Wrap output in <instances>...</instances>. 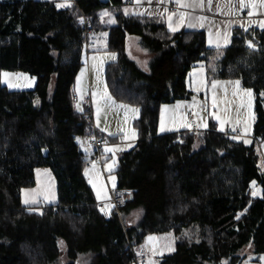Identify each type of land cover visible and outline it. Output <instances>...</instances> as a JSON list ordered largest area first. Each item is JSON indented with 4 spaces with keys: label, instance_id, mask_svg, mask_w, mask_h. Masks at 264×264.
<instances>
[{
    "label": "trees",
    "instance_id": "obj_1",
    "mask_svg": "<svg viewBox=\"0 0 264 264\" xmlns=\"http://www.w3.org/2000/svg\"><path fill=\"white\" fill-rule=\"evenodd\" d=\"M100 1L57 8L60 1L0 0V71L37 78L33 91L0 87V264H133L148 236L167 234L176 250L160 264H243L249 245L259 262L264 167L256 144L234 140L213 122L205 131L164 135L159 125L163 105L196 97L188 78L204 63L210 81L239 80L253 92V139L264 140V29L235 30L228 47L211 49L203 31L170 32L160 17L125 15L124 0ZM108 7L115 12L111 26L99 19ZM84 17L94 32L108 34V51L117 55L105 67L110 95L140 109L139 140L119 155L114 171L116 189L132 199L110 217L85 177L96 152L80 145L94 136L120 141L96 130L90 108L76 109L75 82L90 36ZM131 36L150 55L148 71L127 53ZM37 169L53 173L58 201L25 207L22 192L35 187ZM254 181L260 198L251 196ZM137 211L140 219L129 225L126 216Z\"/></svg>",
    "mask_w": 264,
    "mask_h": 264
},
{
    "label": "rangeland",
    "instance_id": "obj_2",
    "mask_svg": "<svg viewBox=\"0 0 264 264\" xmlns=\"http://www.w3.org/2000/svg\"><path fill=\"white\" fill-rule=\"evenodd\" d=\"M45 1H60V3L63 2V0H45ZM72 1V0H71ZM126 8V7H125ZM104 11H107L111 14V18L115 20V12L113 8L108 7L104 8L99 12V19L100 21L105 25H113L115 23H109V17L104 16L101 17V13ZM99 34V39L101 37H104L105 34H101V32H97ZM92 37L89 38V41L86 45V53L85 55H89L85 59L84 65L88 68V62L89 57L92 60V63L95 62V59L99 55H95L98 53H95L94 50L96 49L91 41ZM128 41L132 43L133 41L139 42V39L136 37H130L128 38ZM141 47V46H140ZM88 49L90 50L88 53ZM110 52H107L108 55ZM112 54L116 55V53L111 52ZM128 53L131 55L130 47H128ZM96 57V58H95ZM117 57V55H116ZM100 65V64H99ZM104 66L99 67L97 71H94L93 76L94 80L96 81L97 77L101 78V80H105V70ZM81 70L79 71L77 77H76V87L77 84H81ZM4 73H8L9 75L7 77L4 76ZM207 69L204 66V63H199L196 68H194L188 78V88L190 91L194 92L196 97L193 100H186V101H178L176 103L177 112L179 115V125L178 130L176 132L180 131H188V130H195V131H205L209 128L210 122H213L216 124L217 130H220V120L224 121V130L221 132H232V138L237 137L236 141H249L248 145H251L253 143L256 144L257 149L261 156V166L264 167V140L255 141L253 139V133H254V123H255V114H254V94L252 92V98H251V108L249 109L247 101L248 97L244 95V90H247L246 88H243L241 83L239 86V89H236L235 81L237 80H209L207 76ZM213 82L216 83V88L213 89L212 84ZM9 83H11L13 86L9 87ZM37 84V78L35 76H32L28 73L23 72H10V71H0V87H6L10 91H20V92H28L33 91L36 88ZM75 87V89H76ZM80 87V85H78ZM89 89V88H88ZM76 91V90H75ZM90 93V90H87V94ZM234 93H236L234 95ZM75 95L78 97L79 94L75 92ZM213 95H215L217 104L216 107H213L212 100ZM116 101V100H115ZM243 101V106H241V102ZM116 101L115 103H117ZM106 104V103H105ZM76 109L79 112H83L88 107H85L84 104V98H79V101H76L75 103ZM179 105V107H178ZM118 106H109L106 104L104 107H100L101 111L99 113V116L96 113L93 112V108L95 110V107H91L90 110L93 114V119L95 120V127L98 126H105L108 128L109 133H114L111 136H106L107 138H113V137H120V143L117 145L115 144H106L104 145V149H112L111 151H104V156L107 158L108 154V160L105 161L104 166L102 167L100 164H93L90 165L89 168L85 170L87 174H100L97 176V181H94L99 188L100 191V198L96 199L100 203V210L102 208L106 209L107 204L111 203V191L116 189L117 187V176L114 173V171L117 168L119 155L123 152L130 151L134 144H130L131 137L129 135L130 132L127 131L128 128H131L136 130L134 127L135 120H137L140 116V109L138 107H135L139 110V116L134 119L133 117H129L128 114L125 112V110ZM173 104L170 105H163L161 108L162 111V118L163 125H164V131H161V124L159 126V134H167V133H173L171 131L172 125L171 120L169 119V113L166 115V118L164 117L165 111H170L173 109ZM175 109V108H174ZM164 111V112H163ZM251 114V115H250ZM171 116H173L170 113ZM192 116L195 123L196 128L191 127L189 122V117ZM219 117V119H217ZM172 119V118H171ZM162 123V121H161ZM206 124L207 127H204L203 125ZM183 125H188L183 126ZM180 126V127H179ZM235 128L236 130L233 131L232 129ZM245 128H247V132H245ZM136 132H138L136 130ZM121 133H127L125 136ZM175 133V132H174ZM121 135V136H119ZM81 148L85 153L93 154L96 149H94L90 145V139L89 138H82L80 140ZM87 178V176H86ZM91 185V183H90ZM99 185V186H98ZM92 186V185H91ZM106 188V189H104ZM106 190L107 194L105 195ZM255 193V195H253ZM105 196L108 197V199H105ZM251 196L252 198H260L262 197V188L254 181L251 184ZM113 205V204H112ZM115 207L111 208L110 214H105L106 216L110 217L112 214V211ZM241 216V215H240ZM149 237H154L152 241H149ZM143 252H145L148 255V260L145 264H149L151 261L152 264H160V258L163 256L171 255L176 250V238L172 234L167 235H150L147 237L145 244L143 245ZM242 255L247 256L246 260L243 264H264V261L261 260L262 257L259 259V262H256L254 260V252L252 245L247 246L242 252Z\"/></svg>",
    "mask_w": 264,
    "mask_h": 264
},
{
    "label": "crops",
    "instance_id": "obj_3",
    "mask_svg": "<svg viewBox=\"0 0 264 264\" xmlns=\"http://www.w3.org/2000/svg\"><path fill=\"white\" fill-rule=\"evenodd\" d=\"M39 1H45V0H39ZM124 2L126 5L125 7L127 9H129V15H133L132 14L133 11L144 13V15H133V16L159 17L158 13L163 11L164 8H168V10L170 12H172V11H185V12L189 13L190 16H204V17H206V19L203 21V27L199 26V23H197V25L195 27H188L187 20H186L184 25L181 26L175 32H180L182 30H185V31H203L206 33V36H207L208 47L211 49H217V50L226 48L231 44L232 37H233L235 30L247 29L245 31H248L255 26H259L258 22L260 20H264V8L258 9L257 10L258 14L253 15V16H249L248 13L251 11V9L250 8L241 9L239 7V0H211V6L210 7L208 4V0H204L203 8L196 7L195 9H193V8L177 9V5L174 2V0H164L163 4H161L159 2V0H151L150 3H149V0H141V4L139 6L135 3V0H124ZM187 2L192 3V2H196V0H187ZM173 4L176 6L175 10L170 9V5H173ZM164 20L166 22V16L164 17ZM175 20H176V18L174 17V22H175ZM250 20L252 21L251 24H249ZM115 22H116V20H115ZM166 25H167V23H166ZM210 33H211V37H210ZM101 34H105V35H104V37H101L100 39H99V34H97V32H93L92 34H90L89 38L92 37L91 41H92L94 47L96 48L94 50V52L98 53L95 55H99V56L97 57V59H95V62H94L95 67H93V64H94V63H92L93 59H90V57H89L88 68L85 65L81 68V72H80L81 77H82L81 84H77V87L75 85V87H76L75 92L77 94H79L78 97L75 95L76 101H79L80 97H82V99L84 98L85 107H88V108L95 107V110H94V108L92 109L94 113H96V109L98 106L99 107L106 106L105 99H101V97L104 95V93L107 92V94L109 96H111V95L108 91V88L106 86V82L104 81V79L101 80V78H99V76H98L96 81H95L93 73H94V71H97V69L99 67L103 68V66H104L103 70H105V67L109 63H113L117 60L116 55L112 54L111 52H110V54L108 53V55L106 54L107 52H109L108 51V34L105 32H101ZM217 34H219V35H217ZM131 37H133V36H131ZM210 39L212 41L211 43H209ZM128 47H130L131 55L128 53ZM89 51L90 50L88 49L87 53ZM127 53L129 55V57L132 58L134 61H136L138 63V65L143 70L148 71V61L150 59V55L148 54L146 49L141 45L140 40H139V42L133 41L132 43H130L127 40ZM88 56H89L88 54L84 55V59H83L84 63H85L86 57H88ZM78 85H80V87H78ZM87 90H90L89 94H87ZM111 98H112V96H111ZM112 101L116 102L113 98H112ZM176 103L173 104V106H175V107H173V109H171L170 111L166 110L165 115H164V117L166 118V115H168V113H169V117H170L169 119L171 120V125H172L171 131H173V133L174 132L179 133V132H176L179 129L178 128L179 115L177 112ZM107 105L113 106L110 103ZM114 105L115 106H118V105L126 106V107H122V108L125 110V112L128 114L129 117H133L134 119H136L139 116V110L138 109H137L138 111H136V112L132 111V109H136L134 106L126 105V104H123L120 102H117ZM170 113L173 116H171ZM162 114L163 113L161 111L160 124L162 121L161 120ZM94 124H95V120H94ZM96 126H97V127H95L96 130L99 131L100 134H103L105 136H111L112 134H114V133H109L108 128H106L105 126H98V125H96ZM127 131L130 132L129 135L132 139L131 142H129V143L130 144L133 143L135 145L139 140L138 132H136V130L132 129V127L128 128ZM122 134H123V136H125L127 133H125V134L121 133V135ZM167 134H170V133H167ZM121 135H119V136H121ZM160 135H164V134H160ZM95 138H97V137L94 136L92 139H90V141L95 139ZM97 139H99V138H97ZM118 143H120V142H118ZM118 143H114V144L117 145ZM104 151H105V149L103 150V159H104V161H106V160H108V154H107V158H105ZM89 173L86 175V172H85V177L87 176L86 179H87L89 184L91 183L92 186L91 185L90 186L92 187L94 194L96 195L99 188L96 186L97 184L94 181H97V176L101 175V173L99 175L94 174V173L93 174H89ZM35 178H36L35 187L32 189H26L22 192V203H23V205L25 207L32 208V207H38L41 205L56 204L58 201V186H57V181H56L53 173L49 169H37L35 172ZM93 185H95V187ZM104 189H106V188H104ZM104 191H105V195H106L107 192H106V190H103V192ZM110 191L112 192V188L110 189ZM26 193H27V196L30 200H32V199L35 200V203H29V204L24 203V200L26 198ZM140 217H141L140 211L132 212L131 214L126 216V222L129 225H134L138 222ZM143 247L140 248L139 251H143L144 250Z\"/></svg>",
    "mask_w": 264,
    "mask_h": 264
},
{
    "label": "snow or ice",
    "instance_id": "obj_4",
    "mask_svg": "<svg viewBox=\"0 0 264 264\" xmlns=\"http://www.w3.org/2000/svg\"><path fill=\"white\" fill-rule=\"evenodd\" d=\"M150 2H151V0H149V3ZM159 2L161 4H163L164 0H159ZM174 2L177 5V9H187V8L195 9L196 7L203 8V6H204V0H196V2H192V3L187 2V0H174ZM135 3L139 6L141 4V0H135ZM208 4H209V7H210L211 6V0H208ZM71 6H72L71 0H63L62 3H57L56 4L57 8H70ZM239 7L241 9L250 8L251 11L248 13V15L249 16H253V15L258 14V12H257L258 9L264 8V0H239ZM124 13H125V15H128L129 14V9L125 8L124 9ZM132 14L133 15H144L143 12H137V11H133ZM158 15H159V17L161 19H164V17L166 16V23H167V27H168L170 32L177 31L181 26L184 25L186 20H187L188 27H195L197 25V23H199V26L203 27V21L206 19V17H204V16H190L189 13H187L185 11H172V12H170L168 10V8H164L163 11L158 13ZM104 16H108L109 17V21H108L109 23H115V20L111 18V14L109 12L104 11L103 13H101V17L103 18ZM174 17L176 18L175 22H174ZM81 23H83V21H81ZM251 23H252V21L250 20L249 24H251ZM258 24H259V26L262 29H264V20H260L258 22ZM245 30H247V29H245ZM217 35H219V34H217ZM210 37H211V33H210ZM211 42L212 41L210 39L209 43H211ZM248 46L250 48L254 47V45L251 42L248 43ZM93 67H95V63L93 64ZM8 75H9L8 73H4L5 77H7ZM12 86L13 85L11 83H9V87H12ZM216 86H217L216 83L213 82V84H212L213 89H215ZM235 86H236V89L238 90L239 86H240V81L239 80L235 81ZM235 94L236 93H234V95ZM244 95L248 97L247 104H248V107L250 109L251 108L252 91L250 89L244 90ZM101 99H105V103L106 104H109V103L111 105L115 104V102L112 101L111 96H109L107 94V92L104 93V95L101 97ZM216 104H217V100H216L215 95H213V100H212L213 107H216ZM241 106H243V101L241 102ZM120 107H126V106L121 105ZM178 107H179V105H178ZM100 111H101V109L98 106L97 107L98 116H99ZM132 111L136 112L138 110L137 109H132ZM217 119H219V117ZM183 126L187 127L188 125H183ZM203 126L207 127L206 124H204ZM164 130L165 129H164L163 120H162L161 131H164ZM220 130L221 131L224 130V121L223 120H220ZM232 130L235 131L236 129L233 128ZM247 130L248 129L245 128V132H247ZM236 138L237 137H233V139H236ZM244 142L248 143L249 141L245 140ZM105 150L106 151H111L112 149H107L106 148ZM86 175H87V172H86ZM93 186L95 187V185H93ZM253 195H255V193H253ZM97 198L98 199L100 198V191L99 190L97 191ZM105 199H108V197L105 196ZM24 203L25 204L35 203V200L34 199L30 200L28 198V196H27V193H26V198L24 200ZM105 207H106L107 211H105V208H102L101 211L105 212V214L107 215V214H110L111 208H113L114 205L107 204ZM148 239H149V241H152L154 239V237H149ZM137 254L138 255H142L143 253H137ZM261 260L264 261V257H262ZM149 264H152V262L150 261Z\"/></svg>",
    "mask_w": 264,
    "mask_h": 264
},
{
    "label": "built area",
    "instance_id": "obj_5",
    "mask_svg": "<svg viewBox=\"0 0 264 264\" xmlns=\"http://www.w3.org/2000/svg\"><path fill=\"white\" fill-rule=\"evenodd\" d=\"M170 9L175 10L176 6L174 4L170 5ZM84 27L86 28L88 34H92L94 32V30L92 29L90 20L86 17H84ZM189 122H190L191 127L196 128V123L192 116L189 117ZM90 145L94 149H96L95 151L96 154L93 157H91L90 165L100 164L102 166L104 162L102 154L104 150L105 141L95 138L90 141ZM128 194L129 193L121 189L112 190L111 203L114 205L115 209L118 212L121 211L126 205V203L128 202V197H129ZM137 253H143V254L138 255ZM137 253L135 255V261L133 264H145L148 260V255L143 251H139Z\"/></svg>",
    "mask_w": 264,
    "mask_h": 264
},
{
    "label": "water",
    "instance_id": "obj_6",
    "mask_svg": "<svg viewBox=\"0 0 264 264\" xmlns=\"http://www.w3.org/2000/svg\"><path fill=\"white\" fill-rule=\"evenodd\" d=\"M100 2H101V4H103V5H108V4L111 3V0H101ZM128 196H129V197H128V201H129V200L132 199V197H131L130 194H128Z\"/></svg>",
    "mask_w": 264,
    "mask_h": 264
}]
</instances>
